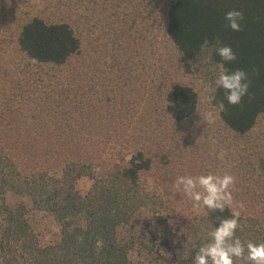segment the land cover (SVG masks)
Wrapping results in <instances>:
<instances>
[{
    "label": "trees",
    "instance_id": "obj_1",
    "mask_svg": "<svg viewBox=\"0 0 264 264\" xmlns=\"http://www.w3.org/2000/svg\"><path fill=\"white\" fill-rule=\"evenodd\" d=\"M78 2L17 22L0 7V264H131L164 243L194 264L233 212L235 235L264 243V145L253 139L264 116V0ZM233 10L238 32L224 19ZM222 46L236 56L225 68L247 75L238 105L212 91ZM197 84L208 111L224 103L214 123ZM207 174L234 177L223 213L195 210L175 186ZM33 212L57 224L56 240L40 241Z\"/></svg>",
    "mask_w": 264,
    "mask_h": 264
},
{
    "label": "clouds",
    "instance_id": "obj_2",
    "mask_svg": "<svg viewBox=\"0 0 264 264\" xmlns=\"http://www.w3.org/2000/svg\"><path fill=\"white\" fill-rule=\"evenodd\" d=\"M224 19L229 29L234 32L240 31V21L243 19L240 11H229ZM207 47L208 41L205 40L201 50L204 51ZM216 53L224 63L216 65L217 78L212 91L223 90L227 103L238 105L248 92L247 75L240 69L229 72L225 68V63L236 59L231 47H218ZM223 111L224 103L220 102L212 110L206 112L203 119L209 124L214 123ZM218 159H223V153L218 156ZM233 184L234 177L231 175L207 174L196 177H178L175 186L193 201L195 210L206 209L208 212L223 213L233 203L229 190ZM238 219L239 212H233L231 218L220 220L219 224L208 233L209 242L199 248L194 264H234V258L246 260L250 264H264V243L254 244L251 241L245 243L235 235L238 229ZM245 251H247V256H245Z\"/></svg>",
    "mask_w": 264,
    "mask_h": 264
},
{
    "label": "rangeland",
    "instance_id": "obj_3",
    "mask_svg": "<svg viewBox=\"0 0 264 264\" xmlns=\"http://www.w3.org/2000/svg\"><path fill=\"white\" fill-rule=\"evenodd\" d=\"M73 2L74 6L78 7V0H73ZM85 3L84 5H86V7H92L91 0H85ZM60 4L61 0H0V7L5 11L4 15L10 13L11 15H9V17L13 22H17L18 18L22 20L27 16L40 14L45 15L47 18H57L59 16L58 6H60ZM73 14L75 19H77L79 15H88L87 17L90 19L89 27L95 26L97 28L98 22L95 20L96 23L93 24L94 16H90L89 12L87 14L82 8H74ZM80 29H83V27L80 26ZM197 88L201 97L202 110L200 112L205 114L208 112V91L205 87H202L201 84H197ZM254 137L257 143L264 145V116L261 117L258 122L253 139ZM90 186L91 181L88 179H82L77 183V188L81 193H86ZM31 220L42 243L51 242L58 238L59 229L49 215L33 212V214H31ZM130 258L131 264H179L175 250L168 243L161 244L155 251L153 258L138 256L134 253L131 254Z\"/></svg>",
    "mask_w": 264,
    "mask_h": 264
}]
</instances>
